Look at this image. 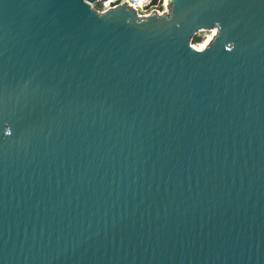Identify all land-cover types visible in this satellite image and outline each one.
Here are the masks:
<instances>
[{"label":"water","instance_id":"water-1","mask_svg":"<svg viewBox=\"0 0 264 264\" xmlns=\"http://www.w3.org/2000/svg\"><path fill=\"white\" fill-rule=\"evenodd\" d=\"M93 2L0 0V264H264V0Z\"/></svg>","mask_w":264,"mask_h":264},{"label":"built area","instance_id":"built-area-1","mask_svg":"<svg viewBox=\"0 0 264 264\" xmlns=\"http://www.w3.org/2000/svg\"><path fill=\"white\" fill-rule=\"evenodd\" d=\"M123 4L133 9L139 19L146 18L151 13L158 15L167 13V5L164 0H94L89 6L97 13H104Z\"/></svg>","mask_w":264,"mask_h":264},{"label":"bare ground","instance_id":"bare-ground-1","mask_svg":"<svg viewBox=\"0 0 264 264\" xmlns=\"http://www.w3.org/2000/svg\"><path fill=\"white\" fill-rule=\"evenodd\" d=\"M165 5H167V0H164ZM211 35L208 36L206 38V40L204 42H202L201 44H199L198 46H195L194 48L197 50H202L204 49L206 46L209 45V43L212 41L213 37L216 35V28L211 29Z\"/></svg>","mask_w":264,"mask_h":264},{"label":"rangeland","instance_id":"rangeland-1","mask_svg":"<svg viewBox=\"0 0 264 264\" xmlns=\"http://www.w3.org/2000/svg\"><path fill=\"white\" fill-rule=\"evenodd\" d=\"M210 31L211 30H209V31H203V32H199L198 34H196L193 37V39L194 38H198L199 39V42H193V40H192L191 41V45L193 47H195V46H198L199 44H201L202 42H204L206 40V38L211 35V32Z\"/></svg>","mask_w":264,"mask_h":264},{"label":"trees","instance_id":"trees-1","mask_svg":"<svg viewBox=\"0 0 264 264\" xmlns=\"http://www.w3.org/2000/svg\"><path fill=\"white\" fill-rule=\"evenodd\" d=\"M193 42H199V39L198 38H194Z\"/></svg>","mask_w":264,"mask_h":264}]
</instances>
